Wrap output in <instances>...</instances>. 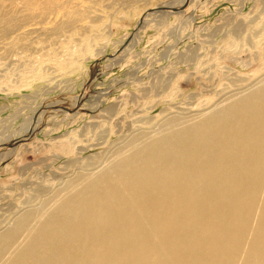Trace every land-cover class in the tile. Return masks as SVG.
Instances as JSON below:
<instances>
[{
	"label": "rangeland",
	"instance_id": "374dc122",
	"mask_svg": "<svg viewBox=\"0 0 264 264\" xmlns=\"http://www.w3.org/2000/svg\"><path fill=\"white\" fill-rule=\"evenodd\" d=\"M180 1L0 0V145L27 134L0 149L14 150L0 232L141 135L264 79V0Z\"/></svg>",
	"mask_w": 264,
	"mask_h": 264
},
{
	"label": "bare ground",
	"instance_id": "6f19581e",
	"mask_svg": "<svg viewBox=\"0 0 264 264\" xmlns=\"http://www.w3.org/2000/svg\"><path fill=\"white\" fill-rule=\"evenodd\" d=\"M141 138L18 215L0 264H264V79Z\"/></svg>",
	"mask_w": 264,
	"mask_h": 264
},
{
	"label": "water",
	"instance_id": "95a60500",
	"mask_svg": "<svg viewBox=\"0 0 264 264\" xmlns=\"http://www.w3.org/2000/svg\"><path fill=\"white\" fill-rule=\"evenodd\" d=\"M188 1H189V0H186V1H185V6H187ZM162 9H163V11H164V10H168V8L158 7V8H156V9L152 10V11H148V12H146L145 15L143 16V18L139 21V23H138V28H137V29L140 28V26H141L142 23L144 22V18H145L147 15H149L150 13L155 12V11H161ZM169 9H172V8H169ZM184 9H185V7H183L182 9H180V11H183ZM176 11H177V10H176ZM122 49H123V48H121L118 52H121ZM118 52L115 53L114 56H117V55H118ZM34 131H35V130H34ZM34 131H32V132H34ZM32 132H29V133H32ZM26 137H27V134H26L25 136H22L21 138H19V139H17V140H14V141H11V142H8V143H5V144H1V145H0V149H1V148H8V149H9V148H14V147H16L18 144H20V143H22L23 141H25V140H26Z\"/></svg>",
	"mask_w": 264,
	"mask_h": 264
}]
</instances>
